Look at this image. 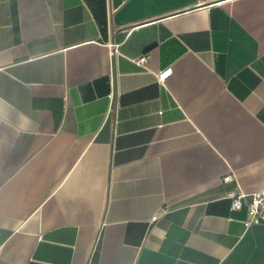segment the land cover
Listing matches in <instances>:
<instances>
[{
	"label": "crops",
	"instance_id": "1",
	"mask_svg": "<svg viewBox=\"0 0 264 264\" xmlns=\"http://www.w3.org/2000/svg\"><path fill=\"white\" fill-rule=\"evenodd\" d=\"M262 187L264 0H0V264H264Z\"/></svg>",
	"mask_w": 264,
	"mask_h": 264
},
{
	"label": "built area",
	"instance_id": "2",
	"mask_svg": "<svg viewBox=\"0 0 264 264\" xmlns=\"http://www.w3.org/2000/svg\"><path fill=\"white\" fill-rule=\"evenodd\" d=\"M147 61V55H142L138 59H135V62L142 67L147 66ZM171 71V68H167L160 72L159 79H165ZM230 178L231 176H227L225 179L228 180ZM228 197L231 199L232 209H240L245 203L247 204L249 216L245 220L246 225L264 223V187L252 192H245L243 190L230 192Z\"/></svg>",
	"mask_w": 264,
	"mask_h": 264
}]
</instances>
